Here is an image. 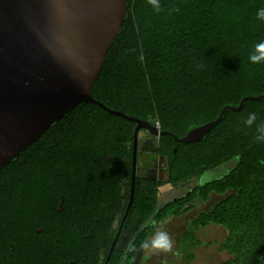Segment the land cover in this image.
Here are the masks:
<instances>
[{"label": "trees", "instance_id": "obj_1", "mask_svg": "<svg viewBox=\"0 0 264 264\" xmlns=\"http://www.w3.org/2000/svg\"><path fill=\"white\" fill-rule=\"evenodd\" d=\"M128 2V20L92 89L95 100L182 139L217 120L225 107L264 96V62L249 59L264 41V20L257 18L264 0H159V11L148 0ZM249 113L257 116L252 127L244 123ZM261 123L264 101H249L239 113L228 110L201 142L160 137L157 156L166 180L136 177L115 264H132L159 225L208 204L213 195L225 198L196 216L184 241L203 247L196 233L221 227L227 236L219 252L230 257L224 264H264V142L255 140ZM136 127L80 103L0 171V220L43 219L48 207L54 226L68 231L85 220L106 221L107 231L115 223L110 247L130 202ZM226 167L219 178L158 207L162 188Z\"/></svg>", "mask_w": 264, "mask_h": 264}, {"label": "water", "instance_id": "obj_2", "mask_svg": "<svg viewBox=\"0 0 264 264\" xmlns=\"http://www.w3.org/2000/svg\"><path fill=\"white\" fill-rule=\"evenodd\" d=\"M128 17V0H0V171L80 103L137 125L130 202L110 256L134 202L139 134L196 144L228 110L239 113L249 101H264V96L244 98L237 108L225 107L217 120L180 139L95 100L92 89Z\"/></svg>", "mask_w": 264, "mask_h": 264}, {"label": "flooded vegetation", "instance_id": "obj_3", "mask_svg": "<svg viewBox=\"0 0 264 264\" xmlns=\"http://www.w3.org/2000/svg\"><path fill=\"white\" fill-rule=\"evenodd\" d=\"M53 222L48 207L43 219L0 220V264H115V240L109 247L115 223L107 231L106 221L85 220L68 231Z\"/></svg>", "mask_w": 264, "mask_h": 264}, {"label": "rangeland", "instance_id": "obj_4", "mask_svg": "<svg viewBox=\"0 0 264 264\" xmlns=\"http://www.w3.org/2000/svg\"><path fill=\"white\" fill-rule=\"evenodd\" d=\"M138 169L137 176L145 178H160L166 180L165 163L157 156L158 139L142 132L139 138ZM228 167L217 169L207 173L201 179H194L177 188L166 186L160 190L158 207L162 208L171 201L185 196L195 187L219 178ZM213 195L208 204L200 206L196 210L184 215L181 218H171L159 225L157 230H164L169 233L174 241L173 252L153 254L141 250L132 264H224L229 256L219 252L220 244L225 240L227 233L221 227L210 226L197 232L198 240L204 244L203 247H196L184 241V234L190 230L193 219L201 212H208L212 207L224 199ZM207 244L211 246L206 247Z\"/></svg>", "mask_w": 264, "mask_h": 264}, {"label": "clouds", "instance_id": "obj_5", "mask_svg": "<svg viewBox=\"0 0 264 264\" xmlns=\"http://www.w3.org/2000/svg\"><path fill=\"white\" fill-rule=\"evenodd\" d=\"M148 3L151 4L157 11H159L161 8L159 0H148ZM172 11L178 12L179 8L174 7ZM257 18L260 20H264V8L260 9L257 12ZM140 58L142 60L143 56L141 55ZM249 59L253 64L264 62V41L259 42L254 46V52L250 54ZM256 120V114L249 113L244 120V123L246 124V126L252 127L256 124ZM256 133L257 135L255 137V140L257 142H264V123L256 126ZM139 247L153 254H159L161 252L170 253L173 252L174 241L172 240L168 232L158 229L150 239L143 241ZM128 250L135 251L136 246L130 245Z\"/></svg>", "mask_w": 264, "mask_h": 264}, {"label": "crops", "instance_id": "obj_6", "mask_svg": "<svg viewBox=\"0 0 264 264\" xmlns=\"http://www.w3.org/2000/svg\"><path fill=\"white\" fill-rule=\"evenodd\" d=\"M193 220H194V219H193ZM198 232H199V231H198ZM196 234H197V233H196ZM196 236H197V235H196ZM197 239H198V238H197ZM198 241H199V240H198ZM199 242H200V241H199ZM190 244H191V243H190ZM192 245L195 246L194 244H192ZM225 254H227V253H225ZM227 255H228V254H227ZM228 256H229V255H228ZM227 261H228V260H227ZM227 261H226V262H227Z\"/></svg>", "mask_w": 264, "mask_h": 264}, {"label": "built area", "instance_id": "obj_7", "mask_svg": "<svg viewBox=\"0 0 264 264\" xmlns=\"http://www.w3.org/2000/svg\"><path fill=\"white\" fill-rule=\"evenodd\" d=\"M158 128H159V125L157 124ZM160 129V128H159Z\"/></svg>", "mask_w": 264, "mask_h": 264}]
</instances>
